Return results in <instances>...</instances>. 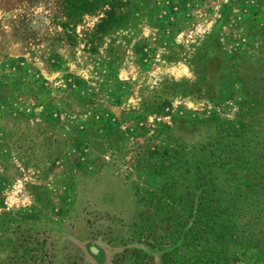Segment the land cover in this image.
Returning a JSON list of instances; mask_svg holds the SVG:
<instances>
[{
  "label": "rangeland",
  "instance_id": "rangeland-1",
  "mask_svg": "<svg viewBox=\"0 0 264 264\" xmlns=\"http://www.w3.org/2000/svg\"><path fill=\"white\" fill-rule=\"evenodd\" d=\"M57 2L0 0V264H264V0H139L95 33L105 6L75 35ZM206 143L219 258L156 159Z\"/></svg>",
  "mask_w": 264,
  "mask_h": 264
},
{
  "label": "trees",
  "instance_id": "trees-1",
  "mask_svg": "<svg viewBox=\"0 0 264 264\" xmlns=\"http://www.w3.org/2000/svg\"><path fill=\"white\" fill-rule=\"evenodd\" d=\"M142 1V0H140ZM139 0H58V7L61 13V21L58 26L65 33L75 35L74 29L85 14H94L101 11L105 6L107 8L103 11V16L95 24V33L108 34L112 30L121 29L128 23L133 21L134 12L140 10L138 8ZM220 144V143H219ZM220 149L224 152L223 147ZM220 150V152H221ZM214 152V146L211 143H206L200 146H189L188 144H177L174 147H168L160 152L156 159L160 164V173L165 175V181L175 182L173 172L179 178H182L184 188L178 195L179 202L183 204V218L191 220L188 225L187 232L184 236L189 240L190 244L194 246V239H214V254L219 258L222 256V250H217L216 246L224 242L228 236L227 224L232 226L231 215L220 209V206L208 201L211 191L215 192V183L210 179H206L207 172L211 170L212 166L224 168V157ZM211 157L217 158V161L211 163ZM221 158V159H219ZM211 184L213 189L211 190ZM182 186V187H183ZM180 187V186H178ZM174 186L163 185V190L168 194L175 195ZM170 192V193H169ZM215 203L219 202L217 197H214ZM189 236V237H188ZM212 258V259H213ZM233 260V259H232ZM219 264V260L214 261Z\"/></svg>",
  "mask_w": 264,
  "mask_h": 264
}]
</instances>
